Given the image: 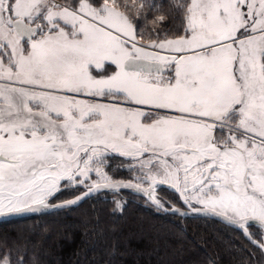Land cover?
<instances>
[{
    "label": "snow or ice",
    "instance_id": "6c2138e0",
    "mask_svg": "<svg viewBox=\"0 0 264 264\" xmlns=\"http://www.w3.org/2000/svg\"><path fill=\"white\" fill-rule=\"evenodd\" d=\"M110 152L135 182L107 174ZM159 185L249 239L264 228V0H0V216L102 188L180 213Z\"/></svg>",
    "mask_w": 264,
    "mask_h": 264
},
{
    "label": "trees",
    "instance_id": "16d2710c",
    "mask_svg": "<svg viewBox=\"0 0 264 264\" xmlns=\"http://www.w3.org/2000/svg\"><path fill=\"white\" fill-rule=\"evenodd\" d=\"M180 24L179 18L169 20V35L178 34ZM150 32L146 28V40L156 38ZM110 172L115 179L135 181L130 169L117 166ZM76 188L54 200L70 198L80 192ZM158 197L181 204L167 187ZM4 248L12 250L13 261L19 255L26 264H264L262 250L241 231L211 218L163 212L128 191L102 192L77 207L0 222V252Z\"/></svg>",
    "mask_w": 264,
    "mask_h": 264
},
{
    "label": "water",
    "instance_id": "95a60500",
    "mask_svg": "<svg viewBox=\"0 0 264 264\" xmlns=\"http://www.w3.org/2000/svg\"><path fill=\"white\" fill-rule=\"evenodd\" d=\"M116 180H122V181H133V180H128V179H116ZM135 182V181H133ZM147 186V185H145ZM162 187H167L169 188L167 185H159L157 187V190H156V194L158 193V190ZM170 190H172L171 188H169ZM87 191V188L84 187V189L79 192L78 194L70 197V198H67V199H64V200H59V201H53L56 196L59 194H57L52 200H50V203L51 204H61L63 203L64 201L68 200V199H74L75 196L77 195H83L84 192ZM122 191H128L132 194H135L137 196H141L143 198H145L150 204H152L153 206L157 207L155 204H153L149 198L147 197V195H145L143 192H138L136 191L135 189H130V188H120L118 190H113V189H107V188H102L98 191H94V192H91L90 194H88L87 196H84V198L82 200H80L76 205H72V206H67V207H49V208H45V209H41L40 211H37V212H26V213H20V214H13V215H4V216H0V222H3V221H8V220H13V219H18V218H24V217H29V216H37V215H43V214H48V213H52V212H56V211H60V210H63V209H66V208H71V207H77L79 206L80 204H82L84 201H86L87 199H90L96 195H99L100 193L102 192H111V193H118V192H122ZM174 191V190H172ZM175 192V191H174ZM177 193V192H175ZM178 194V193H177ZM158 196V194H157ZM180 197V196H179ZM181 200V205H175L173 203H169L171 205H174L175 207H178L181 212L180 213H177V212H173L171 210H164V209H161V208H158L160 210H162L163 212H166V213H170V214H174V215H178V216H181V217H198V218H201V217H204V218H211V219H215V220H218L230 227H233L239 231H241L243 233V235L245 236L244 232L241 230V228L236 225V224H232V223H229L227 220H225L222 216L218 215V214H213L209 211H192L188 205H186L185 203H183L182 199L180 198ZM169 204H165V209H168L169 207ZM201 206H195V205H192V208H200ZM183 213V214H182ZM259 227V225H257ZM250 227L249 226V233L251 234V239H249L248 237H246L253 245H255L257 247V244H264L262 242H260L259 240H257L253 234L251 233V230H250ZM252 241H255V243H253ZM259 248V247H258Z\"/></svg>",
    "mask_w": 264,
    "mask_h": 264
},
{
    "label": "rangeland",
    "instance_id": "374dc122",
    "mask_svg": "<svg viewBox=\"0 0 264 264\" xmlns=\"http://www.w3.org/2000/svg\"><path fill=\"white\" fill-rule=\"evenodd\" d=\"M106 67L108 68V70L109 71H115V66H108V65H106ZM165 74L166 75H168V74H170V73H168L167 71L165 72ZM116 156V157H115ZM118 158H124V159H131V158H128V157H123V156H121V155H119V154H117V153H107L106 154V156L104 157V159H105V164H104V170L107 172V174L109 175V176H111L114 180H116L115 178H114V176H112L111 174H112V172H110L111 170H112V168H115V167H117V166H119V167H122V168H127V169H130L131 170V172L133 173V174H135L134 176H139L141 173H140V170H139V168L137 167V168H135V169H133V168H131L130 167V165H133V164H136V161H134V160H132V162H126L125 160H122V159H118ZM111 162H115V164H116V166H114L113 167V165L111 164ZM97 179V177L93 174L92 175V180H96ZM86 183H88L87 181H86ZM146 185V184H145ZM77 187V186H76ZM75 187V188H76ZM79 187V189H78V191H82L83 189H84V186H78ZM77 189V188H76ZM76 189H74V190H76ZM76 194H78V193H76ZM75 194V195H76ZM158 194V193H157ZM74 196V195H73ZM72 197V196H71ZM67 199V198H66ZM56 200V199H55ZM57 201H59V200H57ZM175 205H178V204H175ZM192 205H195V206H200V205H198V204H196L195 202H193L192 203ZM251 232H255L256 234H258V236H259V241L260 242H262V243H264V238H262V236H261V233H264V228H261V227H255L254 229L253 228H251ZM258 240V239H257Z\"/></svg>",
    "mask_w": 264,
    "mask_h": 264
},
{
    "label": "flooded vegetation",
    "instance_id": "af4514ba",
    "mask_svg": "<svg viewBox=\"0 0 264 264\" xmlns=\"http://www.w3.org/2000/svg\"><path fill=\"white\" fill-rule=\"evenodd\" d=\"M53 201H55V200H53ZM181 205V204H180ZM256 227V226H255ZM251 228H252V226L250 227V230H251Z\"/></svg>",
    "mask_w": 264,
    "mask_h": 264
}]
</instances>
